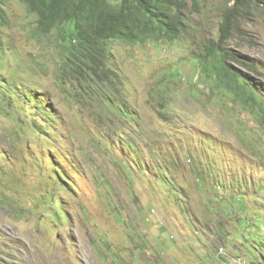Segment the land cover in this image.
Instances as JSON below:
<instances>
[{
  "label": "rangeland",
  "instance_id": "obj_1",
  "mask_svg": "<svg viewBox=\"0 0 264 264\" xmlns=\"http://www.w3.org/2000/svg\"><path fill=\"white\" fill-rule=\"evenodd\" d=\"M234 3L190 0L173 44L111 42L128 120L86 83L62 86L55 33L7 0L0 264H225L222 246L264 264V3L247 2L222 45L232 70L207 68Z\"/></svg>",
  "mask_w": 264,
  "mask_h": 264
},
{
  "label": "trees",
  "instance_id": "obj_2",
  "mask_svg": "<svg viewBox=\"0 0 264 264\" xmlns=\"http://www.w3.org/2000/svg\"><path fill=\"white\" fill-rule=\"evenodd\" d=\"M23 1L37 17V34L55 33L57 46L63 56L60 70L62 86L65 81H70L75 87L83 89V84L86 83V86L98 91V99L108 101V116L117 115L128 120H134L135 115L125 105L116 102V98L121 95L115 92L117 84L119 88L124 80L119 74L114 75L117 70L112 72L114 65L111 42L122 40L137 45L150 41L154 45L173 44L182 37H187L191 29L188 15L190 0ZM249 1L251 0H235L234 5L226 9L219 40L206 47L208 54L213 55L217 61L207 64L208 69L221 63L226 70H232L228 63L232 55L222 45L230 39L240 17L239 12H247ZM259 1L264 3V0ZM0 15L3 18V12ZM203 58L208 60L206 56ZM234 73L231 78H241L246 87L250 85L248 88L258 94L247 79ZM108 92L112 95H108Z\"/></svg>",
  "mask_w": 264,
  "mask_h": 264
},
{
  "label": "built area",
  "instance_id": "obj_3",
  "mask_svg": "<svg viewBox=\"0 0 264 264\" xmlns=\"http://www.w3.org/2000/svg\"><path fill=\"white\" fill-rule=\"evenodd\" d=\"M220 255H229V254H228L227 250H224L223 252H220ZM229 256L232 258H236V264H247L246 259L242 256H236V257L231 256V255H229Z\"/></svg>",
  "mask_w": 264,
  "mask_h": 264
},
{
  "label": "clouds",
  "instance_id": "obj_4",
  "mask_svg": "<svg viewBox=\"0 0 264 264\" xmlns=\"http://www.w3.org/2000/svg\"><path fill=\"white\" fill-rule=\"evenodd\" d=\"M23 1V0H22ZM24 2V1H23ZM25 3V2H24ZM26 4V3H25ZM7 5V0H2V1H0V14L3 12V9H4V7ZM27 5V4H26ZM27 8H28V6H27ZM0 17H1V15H0ZM2 18V17H1ZM5 83V80H4V77H3V79H2V77L0 78V85L1 84H4ZM243 257V256H242ZM245 258V257H244ZM246 259V258H245ZM247 261V260H246ZM247 264H249L248 263V261H247Z\"/></svg>",
  "mask_w": 264,
  "mask_h": 264
},
{
  "label": "bare ground",
  "instance_id": "obj_5",
  "mask_svg": "<svg viewBox=\"0 0 264 264\" xmlns=\"http://www.w3.org/2000/svg\"><path fill=\"white\" fill-rule=\"evenodd\" d=\"M220 252H223L224 250H226V248L224 246L219 248ZM225 260H228L225 264H236V258H232L229 255H226Z\"/></svg>",
  "mask_w": 264,
  "mask_h": 264
}]
</instances>
